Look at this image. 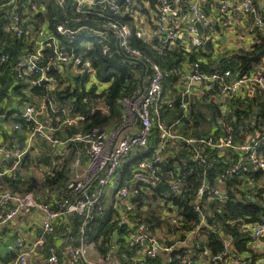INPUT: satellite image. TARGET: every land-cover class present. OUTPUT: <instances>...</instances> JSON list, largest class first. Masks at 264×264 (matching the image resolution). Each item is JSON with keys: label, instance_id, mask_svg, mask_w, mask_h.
<instances>
[{"label": "built area", "instance_id": "built-area-1", "mask_svg": "<svg viewBox=\"0 0 264 264\" xmlns=\"http://www.w3.org/2000/svg\"><path fill=\"white\" fill-rule=\"evenodd\" d=\"M20 0H8L7 5H13L11 23L6 27L13 31L17 38L23 39L32 45L31 50H26L22 55L12 58L9 53H0V73L5 65L13 63L12 68L16 77L29 84L31 88H40L33 100H28L21 114L25 128L18 123L13 125V130H24L27 138V147L39 139L47 141L53 147L59 146L62 141L56 135L58 126L54 123V115H63V124L76 125L86 120L89 113L109 115L110 106L103 100L92 101L89 113L70 114L67 106H62L59 91L65 85V76L69 69H73L76 76H82L85 85L104 84L97 78V72L87 53L98 44L103 56L111 58L112 38L109 32L115 35L118 46L122 51L135 59H141V51L131 47L129 37L132 28L128 23H123L115 18L106 19L101 26L82 24L73 28L67 22L56 26L57 35H62L69 43H73L78 35H85L82 52L74 49L68 50L62 45V39L55 34H48L45 24H41L34 32L26 30L23 26L26 12L18 5ZM59 8H66L68 0H53ZM76 4L78 12H85L100 4L113 14L127 15L134 10V0H71ZM208 0H156V25L161 35L160 44L156 46L159 56L165 55L167 49L178 40H188L195 53L206 48L208 39L217 41L219 35H209L207 31L214 30L217 26L226 28V21L209 16L205 10ZM31 5L34 13L43 12V5L33 2ZM242 10L254 15L256 4L254 0H240ZM224 11L228 9L226 0L221 1ZM79 23L81 17L75 18ZM202 25L203 31L197 26ZM264 25V17L258 19ZM138 37H143L141 29L136 30ZM214 43V42H213ZM216 53L220 46L214 43ZM49 48L47 54L45 49ZM87 49V51H86ZM229 49V48H228ZM89 50V51H88ZM46 59V61H44ZM150 75L148 85L137 90L132 97H124L122 107L124 116L114 128L95 126L86 133L77 132L68 140L70 143L80 144L79 151L87 157V164L83 172L76 170L73 179L67 185L61 199L55 207H50L40 202L31 193L13 191L3 187L1 181L5 176L18 177V166L26 153V149L9 147L0 144V157L12 162L4 171H0V231L4 225L22 217H28L32 212L38 211L41 215L40 235L34 244L28 243L19 235L10 241L6 248L9 260L7 264H33L32 258L41 254V249H46V257L37 264H122L120 258L110 259L107 252L104 257L90 259L91 248H99L95 242L86 239L90 223L97 217H102L106 210L103 200L105 188L116 178L120 169L136 155L149 148L152 130L156 127L160 132L158 151L151 157H143L131 164L129 175L123 183L117 186L116 199L118 209L117 231L122 230V238L128 240L131 246L136 247L137 253L151 259L159 256L165 257L163 264L173 263V252L182 245L177 243L167 244L161 236L149 225L146 215L140 210V198L153 195L160 184H165L162 191L163 200L174 209V216L170 217L168 225L171 231L183 226L184 204L190 200L193 210L197 214V221L186 234L197 238L200 246L201 236L209 231L218 233L222 237V249L208 253V258L203 257L209 249L201 253L198 260L202 264H237L239 258L235 255V240L225 235L214 223L209 221L207 205L213 202L211 191V175L215 172L214 179L221 183H230V189L242 195L249 202L257 203L262 214L258 220L248 222L243 219L242 228L248 232L252 244L259 243L264 238V114L259 117L252 128L254 131L247 133L240 128L236 116H232L230 108L218 104L220 116L216 131L199 137L187 136L179 131V125L191 118L192 104L196 97L204 102L213 100L210 90L216 91L219 100L228 97L234 102L245 99L253 101L261 96L260 102L264 105V56L253 66L252 70L239 76L231 69H216L206 73L202 69L200 60H196L186 71L174 67L169 70L163 68L159 62L148 59ZM178 75L181 84L185 85L176 100L182 114L179 118L167 125L161 119V109H171L173 100H163L164 81L167 75ZM199 83V84H197ZM195 85H198L196 87ZM209 97V98H208ZM84 102H89L84 97ZM223 104V103H222ZM45 114L48 119H42ZM138 129L136 130V127ZM189 149L192 153L191 160L197 165V187L192 194V184L184 177H169L167 172L160 168L167 155H173L174 149ZM62 157L64 151L58 153ZM61 159L52 161L54 168L59 167ZM181 166L188 162L179 159ZM74 168L80 166V160L73 163ZM54 176L55 172H51ZM230 196V194H228ZM227 199V198H226ZM225 199V200H226ZM147 203V202H145ZM220 203V202H218ZM212 204V203H211ZM210 204V205H211ZM144 204L143 206H145ZM221 209V208H220ZM220 211V210H219ZM73 216L82 219L78 235L69 232L62 240L61 246L46 244V238L56 233V221L60 218L69 220ZM127 231V233H126ZM168 231V230H166ZM201 241V240H200ZM108 244L104 245L106 248ZM101 250V249H100ZM109 250V249H108ZM257 251V250H255ZM41 257V256H39ZM186 254L182 264H193L194 259ZM112 262H110V260ZM259 262V260H258ZM257 262V263H258ZM1 264V263H0Z\"/></svg>", "mask_w": 264, "mask_h": 264}, {"label": "crops", "instance_id": "crops-1", "mask_svg": "<svg viewBox=\"0 0 264 264\" xmlns=\"http://www.w3.org/2000/svg\"><path fill=\"white\" fill-rule=\"evenodd\" d=\"M24 1H25V5L27 8L26 9L24 8L23 10L26 12V14H28V17L25 18V20L23 21V26L26 30H31L34 32L39 26H41V24H38L37 26V22L33 19L34 12L31 7V5L33 4L31 0H24ZM221 1L222 0H208L205 4V10L207 14L209 16L214 17L215 19H218L217 23H219L220 20L226 21V25H227L226 28L218 26L217 30L214 28V30L207 31L209 35L210 34L219 35L220 39L217 41H213L216 44V46H220L219 52L216 53L214 49L215 45L212 42L211 48H210L212 50L210 54H208L207 56H202V58H197L196 56L194 60H191L189 55L195 52L194 50H192L190 42L188 40H178L172 45L170 49H167L165 53L166 55L169 51H173V49L175 48H181L183 50L185 58L183 59L181 64H179L178 66H174V67L180 68L181 71H186L190 68V65L193 62H195L196 60L197 61L200 60L202 64V69L206 73H211L215 71L216 69H223L222 61L224 57L231 56L234 54V52H237L239 50L250 51L253 49L255 45H259L264 42V25H260L258 23V19L261 17H264V0H254L256 4V10H257V12L254 15L247 14L242 10L240 0H226L228 3L227 11H224L222 9ZM39 3L43 5V7L44 6L46 7V5L42 1H39ZM1 6L2 8L6 9V12L8 11V14L10 16V21L6 23L3 28L4 34L0 38V49L3 50L5 47L11 46L14 50H16L18 46L19 47L18 51L20 52L18 53L20 56L26 50H31L32 45L27 43L26 41L24 42L16 41L17 43L16 44L14 43V41L16 40L15 39L16 36L14 32L8 31L6 29V27L11 23L13 5H7L6 0H0V7ZM45 12L46 10L44 8V11L42 13H45ZM122 17L123 18L125 17L126 19L129 20L131 24H134L137 30L141 29L144 33L143 39H145L147 42H154L155 40L156 41L161 40L160 38H161V35L163 34H161L157 29L156 10L152 8V4L150 3L149 0H134V10L127 15H122ZM2 50H0V53ZM5 53H8V52H5ZM213 63H214V66L212 67L214 68H212L211 70H208L211 67H208L207 65H210ZM12 65H13L12 62H10L8 65H5L4 72L0 73V144L5 143L9 147L26 149V153L23 156L22 161L18 166V175H21L24 177H29V176L33 177L32 175H28L29 172L27 171L25 164H26V161L33 160L30 157L32 154L31 152H33L35 144L42 139L35 141L31 147H27V138H26L27 136L25 134V131L23 129L19 131L13 130V125L16 123L13 120V118H15L16 116L21 118V114L26 105V102L28 101V99L33 100L34 95L36 93L33 92L31 87H29L27 83L19 80L16 77V74L12 68ZM75 73L76 72L73 69L68 70V73L65 76L66 83L63 86L62 90L65 89L69 85L74 86L73 82H74L75 77L72 75H74ZM149 75H150V72H146V76H144V80L142 79L141 89H144L148 85ZM168 80H171L170 83L168 82ZM167 83L168 85L170 84V86L168 87L167 90L164 89L163 100L164 101L173 100L175 105L171 109H167V110L161 109V119L167 125H169L172 121L179 118L180 115L182 114L181 110L179 109L178 101L176 100V98L178 97L180 91L183 89L185 85L181 84L180 76L173 75V74L167 75L164 81V88H166ZM24 84L25 85L27 84V87ZM89 84H92V83L89 82ZM89 84L85 85L87 89L90 87L91 88L96 87L98 92L108 87V84L100 83L98 84V86L96 85L88 86ZM14 85H20L21 87L19 89H14ZM195 86L198 87V85H195ZM216 91L213 90V92H211L213 100L209 99L210 103L204 102L201 99L196 97L195 102L192 104L191 118L190 120L184 121V123H181L179 125V131L184 135L194 136V137L208 135V134L215 132L217 124H218L217 120L219 117L216 120H212L211 117L206 118V120H202L201 116L198 113V108H201L206 113V115L209 116V112L211 111L209 110L208 105L212 104L213 102L217 107H218V104H220L222 106L230 108L231 115L236 116L239 127L243 128V130L247 133L253 132L254 130L248 127L254 128L259 117H262L261 113L259 112L261 105H262V103L260 102L261 96H258V98H256L254 101L252 99H245L242 101L234 102V105L236 107H232L233 103L231 102L230 99H228V97H224L222 100L218 101L220 96H216ZM25 97L26 99H23ZM70 99L71 97H69L67 100L64 99L63 101L64 104L62 105V106H67L69 110H70V106H69L68 101ZM249 104H251L250 107H248ZM241 110H244L245 112H240ZM196 111H197V116L195 114ZM9 112H11L10 115H8ZM70 114L72 113L70 112ZM72 115H75V114H72ZM102 115H105V114H102ZM243 115H247V118L240 122V118H243ZM123 116H124V110L122 107L121 118L117 120L116 122H111L110 124L106 125V128L110 129V128L116 127L118 123L122 120ZM41 117L42 119H48V116H46L45 114H42ZM53 118H54V123L58 126V129L56 130L55 133L60 138L62 143L59 146L53 147L51 144H49L45 140L40 141V142L45 141L48 144L49 151L48 152L42 151L38 153L37 157L39 158L38 160L39 165L41 167H44L40 169L41 175L43 178L48 177V176H51L53 178L57 177L59 172H62L64 174L65 187H64V190H62L63 191L62 195H63L67 185L73 179L76 170H79L78 172H83L85 170V165L87 164V157L83 155L82 153H80L79 151V148L81 145L75 142L70 143V141L68 140L72 135L77 133L75 132L70 135L69 133L72 130L71 128L83 125L87 119L76 125H67V124L62 123V119H64L63 115H54ZM195 121H197V125H195ZM137 129H138V126L136 127V130ZM18 136L24 137V140L21 141ZM61 151H64L66 155H64L63 157L61 155H58V153ZM157 151L158 149L156 150V152ZM174 153L175 154L173 155H167L165 157V160L160 165L161 170L163 172H167L169 177H179V176L184 177L186 180L190 182V184H192L193 182V179H191L190 176L192 177L195 176L194 182L197 183V177H198L197 165L194 163V161L191 160L192 153L190 152V150L186 149L185 147L184 148L181 147L179 149H174ZM32 156L35 159V155L32 154ZM61 158H62V161L60 162L61 165L57 168H54L52 166V161L55 159H61ZM179 159L186 160L188 164L186 166H181V164H179ZM76 160H80V166L75 169L73 166V163ZM11 164H12L11 161L5 160L2 157H0V171H4ZM124 167L123 169L119 170L116 178L112 181V183L105 188L106 195L107 193L109 194L108 191L110 189H114V193L112 194V197L110 196L111 197L110 201L112 202L111 207L114 209V211L117 212V214H118V209H117L118 205H117V199H116V194H115L117 190V186L124 182V180L127 178L131 170V166H130V170L128 174L122 175V170H124ZM23 168L27 172L22 175L21 173H22ZM66 170H68V172L70 171L73 173L70 179H68L66 175L68 173L66 172ZM51 172H55V175L53 176ZM3 180L1 181V185L5 187L2 184ZM215 181L216 180L214 179V182ZM160 185L158 187L159 188L158 191H155L153 195L147 198L149 199V202L144 203L146 204L145 206H143L144 204H140L141 206H139V208L140 210L143 211L146 217L147 216L151 217L153 212L157 216L160 217L161 224L159 223L157 225L158 227H156L154 231L158 233L159 236H161V240L163 239V242L167 244L177 243V246H179L181 241H184L185 239H187V242L186 241L182 242V245L180 247H183V246L189 247V245L193 242L195 237L192 238L188 236V238H186V234L188 231L186 232L183 231V228H181L180 226L178 227L177 230H174V231H171L169 229L168 222H169L170 217L174 216V209H172L170 205L163 200L162 191H164L165 189L160 187ZM165 188H166V185H165ZM32 191H34V189ZM32 191H27V192L33 193ZM33 194L36 196V198L40 202H43L46 205H49L50 207H55L59 199H61L62 197V195H60L59 197H56V195L52 197L51 195L50 197L46 199L45 198L42 199L40 194L38 193L37 194L33 193ZM102 201L105 202V198H103ZM106 209H107V206H106ZM115 220L118 221V216H117V219L115 218ZM40 222H41V215L38 211H35V212H32V214L28 217L24 216L21 219L15 220L11 223L4 225V227L0 231V263L1 264H7L9 260V255L7 254L6 246L10 241L14 240L17 236L21 235L26 239V241H28V243L34 244L35 240L38 238L41 232ZM62 224L65 229L64 233H55L54 235H49L46 238V244L48 245L56 244L57 246H61L62 240L65 237V234L69 232L68 224L66 223V220L62 218L56 221V225H55L56 229L60 231ZM122 233H121V237H122ZM117 238H120L118 234H117ZM122 241L124 242L125 239L122 238ZM115 242L116 240L114 241V238H113L112 249H109L107 251V255H110L111 260H113L116 255L115 251L118 250V244L115 245ZM257 242L259 243L253 242L251 247L257 248V252L260 256L259 262L257 264H264V238L260 239ZM209 251L210 249L206 252V254L203 257L205 260L208 258ZM190 252H191V249H188L186 251V254L190 255ZM105 254L106 253H103L99 248L93 247L91 248L89 257L90 259L94 260L100 257H104L103 255ZM46 255H47L46 249L45 248L41 249V254L39 255L41 257L39 256L33 257L32 258L33 264L42 262V259H44ZM200 256L201 255L199 254V258ZM242 256L244 258L246 257L245 255H242ZM136 257L137 259H140V260L145 259V256L138 254V253ZM203 258H201V260L204 262ZM111 260L110 262H112Z\"/></svg>", "mask_w": 264, "mask_h": 264}, {"label": "trees", "instance_id": "trees-1", "mask_svg": "<svg viewBox=\"0 0 264 264\" xmlns=\"http://www.w3.org/2000/svg\"><path fill=\"white\" fill-rule=\"evenodd\" d=\"M8 0H6L7 2ZM42 1L46 7L45 13L36 12L33 15V19L38 24H45V28L48 34H55L56 26L59 23L67 22L73 28L79 27L82 24L92 25V26H101L102 23L112 17L120 20L123 23H128L132 28V34L129 37V43L131 47L137 48L141 51L142 57L141 59H135L122 51V49L118 46L117 38L114 34L109 32L108 36L112 38V52L113 56L111 58L105 57L101 53V49L98 44H95L94 47L87 53L94 68L97 72V78L102 81L104 84H108V87L100 92H98L96 87L86 88L85 83L82 80L83 77L76 76L74 78V86L69 85L65 89L59 91L61 96V104H64V99L67 100L69 97L71 99L68 101L70 106V112L72 114L89 113L90 105L92 101H97L98 99H103L111 108V113L109 115H102L101 113H89L87 116V120L83 125L78 127H72L70 131V135L75 132H84L92 129L95 126L106 127V125L110 124L113 120L117 121L121 118V109L122 102L121 100L124 97H132L134 93L141 89L142 87V79L144 80V76H146V72H150V63L149 60L159 62L161 66L165 69H170L174 66H178L183 61L184 52L181 48H175L173 51H169L165 56H159L157 53L156 46L160 44V41L147 42L143 37H138L136 34V27L134 24H131L128 19L123 18L120 14H113L108 9L104 8L100 4L92 8H88L85 12H78L76 8V4L72 3L71 0H68L66 9L59 8L54 4L53 0H33V2L39 3ZM100 1V0H99ZM123 1V0H119ZM152 4V8L154 10H158L156 5V0H149ZM3 4V3H2ZM18 5L21 9H26L25 1H18ZM24 15V14H23ZM28 14H25V16ZM81 17V21L79 23L75 22V18ZM33 20V21H34ZM10 21V16L8 11L6 12L5 8L0 7V38L3 36V28L6 23ZM217 30V26L215 27ZM14 36V35H13ZM16 36V35H15ZM62 39V45H64L69 51L74 49L76 51L85 50L83 47V42L85 40V35H78L77 39L73 43H69V41L64 38L62 35H57ZM16 41L24 42L23 39L15 38ZM17 46V45H16ZM20 46V45H19ZM264 48V42L255 45L252 50L244 51L239 50L234 52L231 56H226L223 58V69H231L234 73L239 76L249 73L253 65L260 60L257 58L255 60H250L249 58L253 55H256L260 50ZM19 47L14 50L11 46L5 47L1 52H8L11 57L14 59L19 56ZM211 50L204 49L201 52H197L196 54H190L189 57L191 60L197 58H202V56H207L211 53ZM87 51V49H86ZM19 52V53H18ZM45 52L48 54L50 52L49 48L45 49ZM46 61V59L44 60ZM211 70L213 64L207 65ZM5 69H3L4 72ZM174 79V78H172ZM171 80H168L170 83ZM24 82V81H23ZM26 83V82H25ZM28 84V83H27ZM27 84L25 85L27 87ZM22 85V84H21ZM29 85V84H28ZM170 84L164 89H168ZM20 85H14V89H19ZM30 87V86H29ZM34 93L40 91V88L37 86L31 88ZM88 97L89 102H84V97ZM23 99H26L23 98ZM30 100V99H28ZM67 102V101H66ZM209 116L201 109L198 108V113L201 116L202 120H206V118L211 117L212 120H216L220 116V109L212 102V104L208 105ZM251 104L248 105L250 107ZM240 112H245L241 110ZM261 115L264 114V105H261L260 111ZM9 112L8 115H10ZM197 116V111L195 112ZM196 118V117H195ZM247 118V115H243V118H240V122ZM13 120L23 126L25 128V122L20 117H15ZM239 122V123H240ZM195 125H197V121H195ZM21 141L24 140V137L18 136ZM160 140V132L158 128H154L152 130L150 136V144L149 148L136 156H134L124 167L122 170V175L128 174L130 170L131 164L136 162L138 159L143 157H151L155 150L158 147V143ZM214 175L215 172L211 175V185L214 186ZM193 179L192 182V194H194V190L197 187V183L194 182L195 176H190ZM65 176L62 172H59L57 177H46L43 181H37L34 177H24L18 175L17 178H13L12 176H5L2 184L6 187L11 188L13 191H20L26 193L27 191H32L37 187H46L51 186L59 181H64ZM159 188H157L158 191ZM145 202H149V199L140 198V204H144ZM220 202L219 200H215L212 202V209L216 211V215L214 217H209V221L214 223L218 229H220L225 235H229L233 237L235 240V249L239 254H245V258L241 264H257L258 259L260 258L259 254L256 253L251 245L252 239L248 232L244 231L242 228L243 219L248 222H252L258 220L262 214V210L260 206L255 202H249L243 197L236 196L235 194H231L227 197V199L222 203L221 211L216 210V204ZM184 204V219H183V231H189L194 226V223L197 221V214L193 210V204L190 203V200L186 201ZM114 209L112 207L106 209L104 215L102 217L95 218L89 225L86 233V239L88 242H95L99 245L101 251L106 253L108 249H112L113 238L115 235H119L115 242V245L118 244V250L115 251L118 258H120L122 264H163L165 257L159 256L157 259H151L149 257H145V259L140 260L137 259V249L136 247L131 246L127 239L126 241H122L121 230L117 231L118 221L113 218ZM147 221L152 229L158 227L157 225L160 223V217L157 216L154 212L151 217L147 216ZM216 221H219L217 224ZM66 223L69 227V232L72 234L78 235L79 229L81 227L82 219L80 216H73L66 220ZM68 232V233H69ZM124 232V231H123ZM66 233V234H68ZM127 233V231H126ZM65 234V235H66ZM200 246L197 245V241L193 240V242L188 246H183L177 248L173 252V263L174 264H182V260L186 255V251L191 249L190 258L194 259L193 264H202L201 262H197L201 260L199 258V254L201 255L206 249H210L213 253H217L222 249V237L213 231L207 232V234L199 237ZM108 244L106 248H103L104 245Z\"/></svg>", "mask_w": 264, "mask_h": 264}, {"label": "rangeland", "instance_id": "rangeland-1", "mask_svg": "<svg viewBox=\"0 0 264 264\" xmlns=\"http://www.w3.org/2000/svg\"><path fill=\"white\" fill-rule=\"evenodd\" d=\"M222 48V47H221ZM76 74L72 75L74 77ZM66 82V81H65ZM112 122H116L115 120H113ZM116 126V125H115ZM40 141H43V140H40ZM38 141L36 144H35V147L33 149V152H31L32 154L35 155V159L33 158L32 154H31V158L33 159L32 161H26V168H27V171L29 172L28 175H32L33 177L36 178L37 181H43L45 178L42 177L41 175V171L40 169L41 168H44V167H41L38 163V160L39 158L37 157L38 153L42 152V151H49V147H48V144L45 142H40ZM24 168L22 170V175L25 174L27 172ZM66 172H68V170H66ZM67 177L68 179H70L73 175L72 172H68L67 174ZM229 186L231 187V184L230 183H221V182H217L215 181V185L213 186L214 189L211 191V195L214 197V199H211V200H219L220 203L216 204V210L219 211V209L222 207V203L225 201V199L228 197V194H235L236 196H238V193L233 191L232 189L229 188ZM64 187H65V182L63 181H59L51 186H46V188H41V187H37L36 189H34V191H32L33 193L35 194H40L41 195V198L42 199H46L48 197H50L52 195V197L54 195H56V197H59L60 195H62V190H64ZM109 194L105 193L104 195V198H105V203H106V206H107V209L110 208L112 206V202L110 201L111 200V197H112V194L114 193V189H110L109 191ZM24 193V192H23ZM111 196V197H110ZM51 197V198H52ZM239 197H242V195H239ZM212 202H210L208 205H207V212L209 213V217H214L216 215V211L214 209H212ZM211 204V205H210ZM221 211V210H220ZM117 212L114 211L113 213V218L115 220V218L117 219ZM217 224H219V221H216ZM65 229H64V226L62 224V227L59 230L56 229V233H64ZM184 237V236H183ZM184 239V238H183ZM253 250H257V248H252ZM256 253H258L257 251H255ZM235 255L239 258L238 260V263L237 264H241L243 262V259L244 257L242 255H245V254H239L236 249L234 251Z\"/></svg>", "mask_w": 264, "mask_h": 264}, {"label": "water", "instance_id": "water-1", "mask_svg": "<svg viewBox=\"0 0 264 264\" xmlns=\"http://www.w3.org/2000/svg\"><path fill=\"white\" fill-rule=\"evenodd\" d=\"M197 26L200 28V30L203 31L202 25L200 23H197ZM206 48H207V50H209L211 48V40L210 39H208L206 41ZM263 56H264V48L262 50H260L256 55L251 56L249 59L250 60H255V59L261 58ZM197 84H199V83H197ZM210 91L213 92V90H210ZM160 187L165 189V185L164 184H161ZM116 238H117V235L114 236V241L116 240Z\"/></svg>", "mask_w": 264, "mask_h": 264}, {"label": "clouds", "instance_id": "clouds-1", "mask_svg": "<svg viewBox=\"0 0 264 264\" xmlns=\"http://www.w3.org/2000/svg\"><path fill=\"white\" fill-rule=\"evenodd\" d=\"M105 211H106V210H105ZM117 239H118V238H117ZM117 239H116V240H117ZM254 251H255V250H254ZM258 260H259V259H258Z\"/></svg>", "mask_w": 264, "mask_h": 264}]
</instances>
